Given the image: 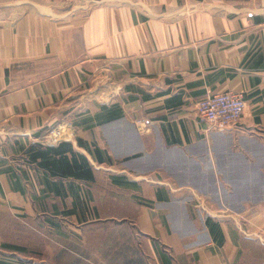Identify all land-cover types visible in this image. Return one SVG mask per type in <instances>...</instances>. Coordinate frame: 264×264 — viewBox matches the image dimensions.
I'll list each match as a JSON object with an SVG mask.
<instances>
[{
	"label": "crops",
	"instance_id": "crops-1",
	"mask_svg": "<svg viewBox=\"0 0 264 264\" xmlns=\"http://www.w3.org/2000/svg\"><path fill=\"white\" fill-rule=\"evenodd\" d=\"M227 91L245 114L214 131L196 104ZM10 202L102 231L120 264H264V0H0Z\"/></svg>",
	"mask_w": 264,
	"mask_h": 264
},
{
	"label": "rangeland",
	"instance_id": "rangeland-1",
	"mask_svg": "<svg viewBox=\"0 0 264 264\" xmlns=\"http://www.w3.org/2000/svg\"><path fill=\"white\" fill-rule=\"evenodd\" d=\"M9 206L14 212L0 210V260L14 264H120L121 246L103 242L102 231H86L82 238L74 234L67 219L49 221L53 216L39 213L24 216L11 202ZM255 250L257 256L264 257L261 248Z\"/></svg>",
	"mask_w": 264,
	"mask_h": 264
},
{
	"label": "built area",
	"instance_id": "built-area-1",
	"mask_svg": "<svg viewBox=\"0 0 264 264\" xmlns=\"http://www.w3.org/2000/svg\"><path fill=\"white\" fill-rule=\"evenodd\" d=\"M246 100L240 93L217 92L199 99L196 104L198 114L207 121L214 131H227L238 127L246 110ZM64 138L58 127L50 128L46 142H58Z\"/></svg>",
	"mask_w": 264,
	"mask_h": 264
},
{
	"label": "trees",
	"instance_id": "trees-1",
	"mask_svg": "<svg viewBox=\"0 0 264 264\" xmlns=\"http://www.w3.org/2000/svg\"><path fill=\"white\" fill-rule=\"evenodd\" d=\"M104 109L106 110L107 114H108V118L113 119L114 116L116 115V111L115 109L111 108V107H104ZM43 145H37V146H31L28 149L29 155H30V160H38V158H42V160H45L48 153H52V152H57L58 148H54V147H46L43 148ZM46 162V161H45ZM48 163H46L47 165ZM4 246L10 247L12 249L15 250H19V251H24L25 249L21 246H17V245H12V244H4ZM0 264H14V263H10L7 261H3L0 260ZM19 264V263H16Z\"/></svg>",
	"mask_w": 264,
	"mask_h": 264
}]
</instances>
